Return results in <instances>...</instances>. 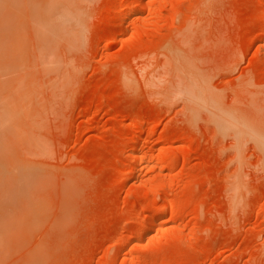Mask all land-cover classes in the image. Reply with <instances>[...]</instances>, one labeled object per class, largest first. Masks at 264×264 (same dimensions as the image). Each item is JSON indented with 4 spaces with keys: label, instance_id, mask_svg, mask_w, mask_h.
Segmentation results:
<instances>
[{
    "label": "rangeland",
    "instance_id": "374dc122",
    "mask_svg": "<svg viewBox=\"0 0 264 264\" xmlns=\"http://www.w3.org/2000/svg\"><path fill=\"white\" fill-rule=\"evenodd\" d=\"M0 264H264V0H0Z\"/></svg>",
    "mask_w": 264,
    "mask_h": 264
},
{
    "label": "bare ground",
    "instance_id": "6f19581e",
    "mask_svg": "<svg viewBox=\"0 0 264 264\" xmlns=\"http://www.w3.org/2000/svg\"><path fill=\"white\" fill-rule=\"evenodd\" d=\"M140 3L138 4V6L137 7H132L131 5H129V4H123L122 5V9H123V11H125V12H127V14H130V13H133V12H135V11H137L138 9H140L141 10V8L143 9L144 8V4L143 3H141L142 1H139ZM148 7V6H147ZM153 7V6H152ZM120 10V9H119ZM151 10V9H150ZM157 14V13H156ZM158 15V14H157ZM123 17H125L124 15H123ZM122 17V18H123ZM133 158H136L137 159V155L135 154V153H133V156H132ZM139 157V156H138ZM139 161V160H138ZM143 162V161H142ZM141 162V163H142ZM168 201V199L166 200V202ZM167 203H169L168 205H170V203H171V201L169 202H167ZM168 208V207H167ZM162 212V211H161ZM162 215V213H158V214H156L155 216L153 215L152 217V219L154 220L155 218H159L160 216ZM156 220V219H155ZM153 222V221H152ZM151 222V223H152ZM155 223V222H154ZM156 224V223H155ZM147 228V227H146ZM143 233V232H142Z\"/></svg>",
    "mask_w": 264,
    "mask_h": 264
}]
</instances>
